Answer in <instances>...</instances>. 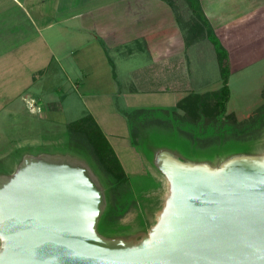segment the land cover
Listing matches in <instances>:
<instances>
[{"label": "water", "instance_id": "water-1", "mask_svg": "<svg viewBox=\"0 0 264 264\" xmlns=\"http://www.w3.org/2000/svg\"><path fill=\"white\" fill-rule=\"evenodd\" d=\"M168 181L149 226L107 235V192L71 152L0 174V264H264V151L197 160L157 148Z\"/></svg>", "mask_w": 264, "mask_h": 264}, {"label": "crops", "instance_id": "crops-1", "mask_svg": "<svg viewBox=\"0 0 264 264\" xmlns=\"http://www.w3.org/2000/svg\"><path fill=\"white\" fill-rule=\"evenodd\" d=\"M177 1L189 17L188 5ZM200 2L229 53L230 86L234 71L247 59L252 63L264 59V0ZM122 47L129 57L138 59V65L127 63L120 68L112 52ZM211 48L213 58L207 59L204 54ZM251 53L257 55L248 58ZM67 55H74L82 69L73 86L79 88L89 76L97 86L91 94L96 106L84 115L92 114L100 125L99 110L105 108L125 118L141 95L175 108L190 92L210 91L204 87L209 80L207 62L213 76L217 66L221 79L213 43L204 38L187 46L175 12L164 0H0V115L7 110L18 115L14 108L22 102L33 103L42 112L44 107H38L42 96L37 99L31 87L53 61L66 71ZM180 79L187 81L190 91L173 87Z\"/></svg>", "mask_w": 264, "mask_h": 264}, {"label": "rangeland", "instance_id": "rangeland-1", "mask_svg": "<svg viewBox=\"0 0 264 264\" xmlns=\"http://www.w3.org/2000/svg\"><path fill=\"white\" fill-rule=\"evenodd\" d=\"M120 50L122 51L118 50L112 53L121 69L127 63L128 66L139 64L136 57L128 56L127 48L122 47ZM213 52V48H211L210 52L206 51L204 55L207 59L209 56L213 58L211 56ZM256 55L251 53L248 58ZM72 57L69 58L67 55L64 58L67 61L66 71L59 67L58 61H53L48 70L39 73L42 77L38 78L36 84L31 87V91L34 92L37 99L42 96V101L38 102L39 108L44 107L42 112L39 109L35 110L33 103L22 102L20 103L22 106L14 108L18 115L12 116L11 113L8 114V110L4 111L2 116L0 115V174H10L15 171L22 156L27 153L71 152L78 156L81 154L76 150L73 152V148L69 147L67 124L87 113L86 109L96 106L91 94L95 93L97 86L90 83V76L84 79L79 88L73 86L78 75L82 76V69L76 57L74 55ZM253 63L247 59L242 68L235 70L231 77L232 94L228 102V112L235 113L234 116L239 121L246 119L263 102L264 59ZM205 64L208 69L207 76L209 77L207 78L209 80L204 87L210 91L219 89L222 81L219 74V78L217 77V66L215 68L214 65L213 76L211 67L208 66L209 63ZM101 87L99 86L98 92L101 91ZM173 87L181 91H190V86L183 79H180V83ZM79 94L82 95V98L79 97ZM65 97L67 99L64 103V109L67 110L61 112L62 101ZM49 103L52 106L51 109L45 106L49 107ZM160 103L164 102H161L160 99L154 100L151 97L141 95L136 98L129 111L143 106L170 107ZM70 105L71 109L68 107ZM178 112L183 114L185 111L179 108ZM97 113L103 130L109 137L129 176L131 191L139 203L138 207H131L121 218V222L127 225L123 231H119L121 235H128L148 227L150 222L154 220V212H157L160 201L168 193V181L154 164L157 148H169L185 157L197 160L211 159L217 155V153L216 155L213 154L211 148H194L192 141L177 131L169 132L162 128L149 131L150 133L141 137L138 144H134L126 116L124 118L111 110H105V108ZM227 142L224 141L223 144L229 145L222 147L219 154L264 151V135L256 140L239 139ZM99 229L101 233L107 234L105 226L100 225Z\"/></svg>", "mask_w": 264, "mask_h": 264}, {"label": "trees", "instance_id": "trees-1", "mask_svg": "<svg viewBox=\"0 0 264 264\" xmlns=\"http://www.w3.org/2000/svg\"><path fill=\"white\" fill-rule=\"evenodd\" d=\"M164 1L174 10L187 46L204 38L213 43L219 59L222 85L217 90L204 93L190 92L178 101L175 108L149 106L126 112L134 144H138L143 135L158 128L177 131L189 138L194 148H211L215 155L221 152L222 147L229 145L223 144L224 141L260 139L264 135V92L263 102L246 119L239 121L235 113H229V53L204 15L200 0H184L191 11L187 18L177 0ZM179 108L185 112H178ZM67 132L69 147L73 148V152L81 153L79 156L89 162L106 188L108 206L99 227L105 226L107 235L120 234L119 231L127 226L121 222V218L131 207H138L139 203L131 191L129 176L114 146L92 114L69 122Z\"/></svg>", "mask_w": 264, "mask_h": 264}]
</instances>
